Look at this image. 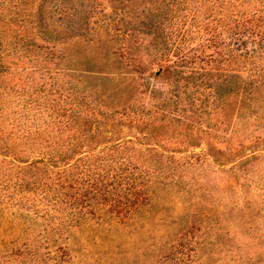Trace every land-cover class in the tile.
<instances>
[{"label":"trees","instance_id":"obj_1","mask_svg":"<svg viewBox=\"0 0 264 264\" xmlns=\"http://www.w3.org/2000/svg\"><path fill=\"white\" fill-rule=\"evenodd\" d=\"M144 1L153 7L149 22L142 24L152 38L145 49H152L153 64H168L166 84L160 82L161 68L151 73L153 83L147 81L145 63L137 64L130 40L108 20L99 28L118 46L106 58L110 71L72 68L77 66L61 47L95 41L88 38L96 31L95 0H0L1 199L38 210L49 207L79 224L108 214L109 221L126 227L149 200V183L178 170L175 148L151 144L162 141L159 131L179 126L198 131L185 107L217 115L235 93L238 115L249 131L239 148H264V0ZM222 14L226 32L233 37L236 29L239 37L236 57L230 49L222 52L220 21L216 26L208 21ZM198 39V48L191 47ZM143 41L132 42L142 46ZM235 61L238 74L221 82L219 65L231 67ZM83 76L96 84L84 83ZM147 88L150 104L117 100L132 99L135 90L144 95ZM202 136L192 132L184 138ZM231 155L211 148L184 166L226 168L224 159ZM257 160L255 153L242 156L234 170L249 181Z\"/></svg>","mask_w":264,"mask_h":264},{"label":"rangeland","instance_id":"obj_2","mask_svg":"<svg viewBox=\"0 0 264 264\" xmlns=\"http://www.w3.org/2000/svg\"><path fill=\"white\" fill-rule=\"evenodd\" d=\"M95 7L92 22L96 24L92 25L96 31L88 37L95 41L89 44L74 41L61 47L71 65L77 66L72 68L110 71L106 58L116 53L118 46L112 43L111 34L99 28L108 20L115 24L121 38L130 40L137 64L145 63L147 68L142 72L147 81L153 83L151 73L161 68L160 82L166 84L170 78L168 64H153L148 57L152 49H145L152 38L146 36L142 24L149 22L151 4L144 0L130 3L95 0ZM222 15L221 19L213 15L208 21L215 26L220 21L217 28L223 38L222 52L228 53L230 49L236 57L239 52L235 42L239 37L236 29L233 37L226 32L227 20ZM140 39L144 40L142 46L133 44L132 41ZM201 42L198 39L191 47L198 48ZM212 54L213 50H207V55ZM237 70L236 61L231 67L220 64V81L227 74L237 75ZM82 81L96 84L84 76ZM236 90L235 83L233 92ZM147 91L148 88L143 95L141 90H135L132 99L124 95L117 100L150 104ZM238 102L235 93L230 103L220 105L217 115H199L193 108L185 107L192 120L199 123L198 131L181 126L159 131L162 141L151 144L175 148L178 170L175 176L155 178L149 183V200L126 227L109 221L108 214L89 216L79 224L70 217L57 215L49 207L38 210L0 197V264H264V148H239L249 131H244ZM192 132L202 134V139L184 138ZM207 134L220 140L211 141ZM211 148L232 153L230 159H224L226 168L184 166ZM253 153L258 160L250 170L249 181H245L243 171L238 173L234 165L242 156Z\"/></svg>","mask_w":264,"mask_h":264}]
</instances>
